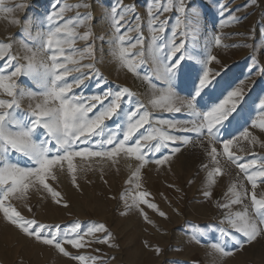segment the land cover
Wrapping results in <instances>:
<instances>
[{
    "label": "rangeland",
    "instance_id": "rangeland-1",
    "mask_svg": "<svg viewBox=\"0 0 264 264\" xmlns=\"http://www.w3.org/2000/svg\"><path fill=\"white\" fill-rule=\"evenodd\" d=\"M186 3L199 12L201 33L195 42L191 38L187 39V46L204 58L215 55L224 66L221 68L220 64L215 63L208 66L211 70L221 73L218 78L219 88L213 87L209 91L219 95L220 89L227 82L246 91L244 111L228 130L233 137H240L239 142L234 143L230 151L240 157V163L249 162L254 158L259 163L260 159L264 158V130L259 127L264 122V114L258 108V98H264V0H220V3L227 5L224 16L220 14L216 0H186ZM83 4L89 7H77ZM152 4H158L161 9L155 13L159 17L157 25L160 21L167 22L163 34L153 33L149 26L147 9ZM166 4L167 0H2L0 7L12 8L14 11L9 13L0 10V44L12 45L10 50L5 51L4 58L0 59L2 66L0 71H12L9 60L13 56L17 58L12 61L13 64L26 63L24 58L30 54L26 52V47L32 46L35 50L34 38L40 31H46L41 21L53 10L66 7L64 21H75L77 15L90 16L91 19L75 29L79 35L86 31L92 33L87 43L93 45L94 58H85L81 64L94 63L102 79L98 81L93 77L75 91L90 96L102 94L108 89L114 91L117 88H128L133 93V102L125 104L124 110L126 112L129 108L134 110L138 101L144 105L142 111L146 109L150 113L152 121L151 125H145L137 131L133 140L128 142L131 144L136 138L161 127L155 123L156 119L191 118L186 112L167 113L162 109L153 108L151 103L154 99H159L164 89L168 87L165 81L156 76L155 65L148 53L153 43V34L158 37L157 45H163L165 41L171 40V29L175 25L178 13L174 10L164 13L162 9ZM19 5L24 7L21 8ZM132 6L134 11L124 13L125 20L121 22V31L127 32L124 46L129 48L137 37L143 36V46L130 48L128 53V58L135 62V72L129 71L114 58L111 44L114 32L111 26L112 9L115 7L120 10ZM210 10L215 16L226 17L224 20L226 22H229L226 15L229 10L233 15L240 17L238 22L240 31L236 33L234 39L221 38L220 47H215L212 43V38L221 34L217 32L215 24L207 23ZM135 17H139V20ZM13 19L20 20L21 23L12 24ZM137 26L139 32L127 31ZM85 46V41L77 39L71 48L66 47L65 52L71 55L73 48L82 50ZM141 51L144 52L143 57L138 55ZM75 58L79 59V56ZM196 76L197 73L193 71L190 79L186 77L177 81L175 90L179 96L186 97L191 92ZM14 79L20 88L38 91L37 84L30 78ZM208 101L209 97L205 96L204 103ZM29 103L34 104L35 101L25 99L22 102L24 111H27ZM106 123L111 124L110 121ZM114 128L119 129L120 125L117 124ZM162 130L175 135L192 137L195 135L176 132L166 126ZM245 130L251 134L248 139L241 135ZM252 137L256 138V143L251 142ZM204 143L207 145V140ZM217 147L218 152L222 153V146ZM166 153L167 150H162V153L155 156L160 157ZM218 159L223 174L214 177L215 184L208 188L207 172L213 171L217 165L199 146L189 145L182 148L180 153L171 157L164 165L147 164L141 169L139 180L133 175L139 167V161L124 153L112 160L77 157L73 162L74 173L68 172L65 163L63 170L59 167L53 169L52 175L46 180L50 187L61 194L63 202L69 207L64 208L54 203L50 194L39 186L31 187L25 198L13 197L9 202L25 219L34 218L39 223L64 227L79 222L83 228L93 223L104 224L112 237L109 244L113 246L91 242L81 249H73L70 245H65L70 256L93 257L95 264H264V239L258 238L251 244H245L242 249L233 248L232 241L229 240L227 247L233 252L230 256L215 252L211 248L212 242L203 243V229L213 228L216 224L223 225L224 229L229 227L222 223L229 211L242 212L247 207L250 213L254 212L251 207V184L240 169L226 157L221 155ZM203 165L208 167L204 168ZM72 175L76 177L78 188L72 183ZM136 183L141 185L139 189L135 188ZM233 183L237 185L242 183L248 190V197L243 204L232 205L231 209L217 207L218 203L221 205L230 203L232 197L228 194V188ZM205 190L212 192L210 199L203 195ZM139 192L147 193L145 199L155 204L166 218L148 208L146 204H140V209L147 214L152 221L151 224L145 222L140 215V209L129 210L122 196H126L130 203L131 196ZM256 193L257 198L264 193V185L259 182ZM29 208L32 211H29ZM104 236L105 233H97L94 237L86 239L95 241L103 239ZM198 238L201 242H197ZM225 243L223 238L220 244L224 246ZM157 249L160 250L159 254ZM0 264H80V262L59 254L52 246L43 245L34 238L25 236L0 213ZM85 264H93V260L88 259Z\"/></svg>",
    "mask_w": 264,
    "mask_h": 264
},
{
    "label": "snow or ice",
    "instance_id": "snow-or-ice-1",
    "mask_svg": "<svg viewBox=\"0 0 264 264\" xmlns=\"http://www.w3.org/2000/svg\"><path fill=\"white\" fill-rule=\"evenodd\" d=\"M216 2L220 14L224 16L227 5L220 3V0ZM19 7L23 8L24 5ZM77 7L87 8L89 5L83 4ZM0 10L9 13L14 11L12 8L2 7ZM66 10V7H61L43 18L41 23L46 27V31H40L34 38L35 50L32 46L26 47V52L30 53L24 58L26 63L13 64L12 61L17 59L13 56L9 60L12 71H0V213L3 218L25 236L34 238L43 245L52 246L61 255L77 260L80 264L92 259L95 264L93 257L70 256L65 245H70L73 249H81L91 242L109 244L112 237L104 224L93 223L83 228L79 222L64 227L39 223L34 218L25 219L9 202L10 199L25 198L31 187L39 186L50 194L54 203L67 208L69 205L63 202L61 194L46 182L52 175L53 169L59 167L63 170L66 163L68 172L72 174L75 172L73 162L77 157H100L112 160L124 153L139 161V167L133 174L139 180L141 169L147 164L164 165L171 157L180 153L182 148L191 145L203 148L211 161L217 165L213 171L207 172L208 188L215 184L214 177L223 174L218 159L222 155L240 169L252 189L251 207L254 212L250 213L247 207L242 212L229 211L222 220V223L229 227L220 230V236L226 243L221 246L220 243L213 242L211 248L224 256H230L233 252L227 247V241H232L233 248L242 249L245 244H251L258 238L264 239V193H261L259 198L256 193L258 182L264 185V158H261L259 163L255 158L240 163V157L230 151L232 145L239 142L240 137H233L228 130L233 121L237 120L244 111L246 91L241 87H233L230 82L220 89L219 95L209 91L213 87L219 88L218 78L221 73L211 70L208 66L212 63L220 64L221 68L224 66L215 55L204 58L186 44L187 39L191 38L195 42L201 35L199 12L190 8L186 0H167L162 11L167 13L174 10L178 13L175 25L171 29V40L165 41L163 45H157L158 37L153 34V43L148 49L155 65L156 76L168 85L160 98L151 102L153 108L162 109L167 113L186 112L191 118L156 119L155 123L161 127L136 138L129 144L128 142L133 140V136L140 128L151 125L150 113L146 109L142 111L144 105L138 101L134 110L131 108L127 112L124 110L125 104L133 102V93L128 88H117L114 91L108 89L102 94L90 96L75 91L93 77L99 81L102 76L94 63L81 64L85 58H94L93 45L87 43L92 33L86 31L83 35H79L75 29L84 25L91 17L77 15L75 21H64ZM131 11H134V6L120 10L115 7L112 9L111 26L114 32L111 44L114 58L129 71L135 72V62L128 58V53L130 48L143 46V36L137 37L129 48L124 46L127 32L121 31V22L125 20L124 13ZM147 11L152 32L165 33L167 22L160 21L157 25L159 17L155 13L161 11L160 6L152 4ZM226 15L230 24L238 23L240 20V17L233 15L231 10ZM135 19L139 20V17ZM11 23L20 24L21 21L13 19ZM133 30L139 32V26L135 29H127V31ZM29 36L31 37L30 32ZM182 37L184 39H181ZM77 39L85 41L86 46L82 50L73 48L71 55L66 54V47L71 48ZM212 43L215 47H220L221 37L215 35ZM11 47V44H0V59L4 58L5 51L10 50ZM138 55L143 57L144 52L141 51ZM76 56H79V59L75 58ZM193 71L197 73L194 87L186 97L179 96L175 90L177 81L186 77L190 79ZM16 77H26L35 81L38 91L20 88L17 80L14 79ZM97 86H100L99 83ZM205 96L209 97L208 103H204ZM25 99L35 101L34 104L29 103L27 111L22 109V102ZM258 108L264 114V98H258ZM106 121H110L111 124ZM117 124L120 125L119 129L114 128ZM164 126L176 132L195 135L192 137L170 134L162 130ZM252 126L255 127V124ZM259 127L264 130V122ZM241 135L248 139L251 134L245 130ZM205 140L207 145L204 143ZM251 142L256 143V138L252 137ZM217 146H222V153L218 152ZM162 150H167V153L156 157L155 154L162 153ZM203 167L208 166L203 165ZM72 183L78 188L75 175H72ZM140 187L139 183L135 184L136 189ZM228 194L232 197L230 203L223 205L218 203L217 207L231 209L232 205L243 204L249 195L242 183L231 184ZM146 195L148 194L139 192L131 196L130 203L126 196H122V199L129 210L140 209V204H146L161 217H165L155 204L145 199ZM203 195L210 199L212 192L205 190ZM28 210L32 211L31 208ZM140 215L145 222L152 223L142 209ZM97 233H105V236L95 241L86 239L94 237ZM197 242H201L199 238ZM109 246L113 245L109 244ZM156 251L159 254L160 250Z\"/></svg>",
    "mask_w": 264,
    "mask_h": 264
},
{
    "label": "crops",
    "instance_id": "crops-1",
    "mask_svg": "<svg viewBox=\"0 0 264 264\" xmlns=\"http://www.w3.org/2000/svg\"><path fill=\"white\" fill-rule=\"evenodd\" d=\"M211 14L207 17L208 24H215L216 30L221 38H232L236 37V33L240 31L238 23L230 24L229 22L224 21L226 17H218L213 15V11H209ZM224 229L223 225H214L213 228L203 229V243L205 242H217L221 243L223 237L220 236V230ZM207 232V233H206Z\"/></svg>",
    "mask_w": 264,
    "mask_h": 264
}]
</instances>
